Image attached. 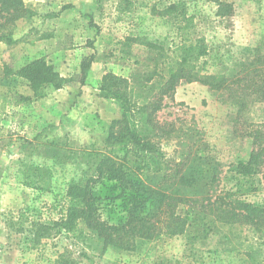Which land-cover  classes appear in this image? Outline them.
Returning a JSON list of instances; mask_svg holds the SVG:
<instances>
[{
  "label": "rangeland",
  "instance_id": "374dc122",
  "mask_svg": "<svg viewBox=\"0 0 264 264\" xmlns=\"http://www.w3.org/2000/svg\"><path fill=\"white\" fill-rule=\"evenodd\" d=\"M173 1L95 0L87 19L96 33L89 38L83 30L76 38V30H82L77 25L71 39L64 38L66 49L86 48L82 61L93 56L86 80L95 79L93 94L102 103L96 98L92 102L90 95L89 102L87 97L80 100L86 84L81 82L82 61L54 64L74 80L60 90L50 88L39 99L29 82L15 73L32 56L49 59L48 50L37 54L30 46L20 48L23 40L17 33L29 31L24 36L29 41L38 39L40 30L49 36L56 17L50 8H31L28 22L15 30L20 40L16 44L0 41V264H264V227L255 232L217 222L214 233L201 236V224L193 222L184 234L141 235L135 247L126 248L98 239L83 222L75 233L59 224L70 203L68 184L92 175L99 153L110 150L105 142L109 125L124 114L119 102L100 96L96 75L112 70L128 77L142 93L140 105L147 96L156 98L153 94L168 79L182 41L208 46V53L194 64L199 76H232L243 63L255 60L249 74L264 67V0H224L232 8L227 16L217 14L212 0H185L188 17L177 23L168 10ZM38 13H45L42 27L29 28L38 22ZM163 103L156 121L170 132L161 139L167 157L179 161L196 152L215 159L220 197L231 190L230 199L264 207V151L243 133L248 125L264 124V100L254 88L244 83L217 90L200 80L181 78ZM132 122L144 124L137 115ZM35 164L43 168L40 179L33 171ZM182 208L183 213L188 209Z\"/></svg>",
  "mask_w": 264,
  "mask_h": 264
},
{
  "label": "trees",
  "instance_id": "16d2710c",
  "mask_svg": "<svg viewBox=\"0 0 264 264\" xmlns=\"http://www.w3.org/2000/svg\"><path fill=\"white\" fill-rule=\"evenodd\" d=\"M212 1L218 5V15L231 14L228 2ZM168 10L175 23L188 17L185 0L170 2ZM31 12L24 0H0V41L9 45L19 42L21 39L15 38V30L28 22ZM177 50L180 55L172 62L168 79L160 82L153 101L150 100L152 95L147 96L149 100L138 105L142 93L128 77L112 70L98 79L100 96L119 102L124 114L109 125L105 142L110 150L99 153L92 175L68 184L70 203L59 221L67 232L75 233L83 222L90 233L105 243L132 248L139 243L141 235L156 237L163 231L170 236L181 235L188 232L193 222L201 224V236L214 233L217 222L248 227L255 232L264 227V207L248 200L230 199L231 190L224 192V197L216 193L218 163L215 159L196 152L184 154L179 161L167 157L161 139L170 132L163 131L156 121L157 111L164 107L165 95L175 90L181 78L200 80L217 90L240 88L245 83L246 88H254L258 98L264 100V67L249 74L255 60L243 63L242 69L232 76L227 73L199 76L194 64L208 53V46L204 42L182 41ZM86 60L90 64H85ZM93 61L91 55L81 62L82 84L87 83ZM15 73L29 82L35 99L46 97L50 88L60 89L74 80L71 75H62L45 56L34 58ZM256 75L259 79L255 80ZM150 78L145 80L150 81ZM250 80L255 81L249 84ZM135 115L142 117L143 125L132 122ZM243 133L252 137L264 151V124L248 125ZM117 146L120 149H114ZM33 167L40 179L42 166ZM185 206L188 209L183 213Z\"/></svg>",
  "mask_w": 264,
  "mask_h": 264
},
{
  "label": "crops",
  "instance_id": "0c3cea01",
  "mask_svg": "<svg viewBox=\"0 0 264 264\" xmlns=\"http://www.w3.org/2000/svg\"><path fill=\"white\" fill-rule=\"evenodd\" d=\"M24 2L30 8H34L36 6L37 7L46 6L50 8L52 11L56 12V17L54 18V20H52V24L54 25L51 30L52 33H50V35L47 37L42 36L44 30H40L39 38L33 41H29V38H24V36L29 31L17 33L18 35L22 36L21 40H23L22 46H20V48L23 47V45L30 46L32 47V50L36 53L39 50H41L40 53H46V51L48 50L47 53H50L51 55L49 57L50 60L48 58L47 59L50 63L55 65H57V63L72 64L73 62L75 64H78L79 62H81L82 59L84 58V55H82V53L85 52L86 48L81 50V48L78 46L77 48L71 47L66 49V46L64 45L65 42L64 38L66 37L67 39L70 40L73 29L77 25L80 28H82V30L79 31V29L76 28L78 29L76 30V32H78L76 38H78L79 35L81 36L83 30L85 34L89 36V38L92 36V34L96 33V31H94V29L89 26L88 23L89 19H87L88 18L87 14L93 13L94 9L96 8L95 0H24ZM44 15L45 13L44 14L38 13L35 16V17H39L38 22H35L34 26H31L29 28L34 29V27L35 28L38 26L42 27V24L44 23L42 17ZM25 37H27V35ZM84 54H88V52ZM25 58L27 59V57ZM32 59H34L33 56L30 57V60ZM29 61H25L23 63ZM101 77L102 75L100 76L96 75V78L98 79ZM95 85H97V83H95V79H92V82L87 81V83L84 84V86H82L83 92L80 95V100L87 97L86 100H88L87 102H89L90 98H88V96L90 95L92 98V102L94 101L93 98H96V103L98 102L102 103L103 101L97 99L99 98V95L97 96L95 93L93 94V92H97L93 88ZM67 91L70 92L71 89H69L68 87ZM77 102L79 103V100Z\"/></svg>",
  "mask_w": 264,
  "mask_h": 264
}]
</instances>
